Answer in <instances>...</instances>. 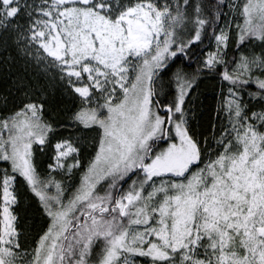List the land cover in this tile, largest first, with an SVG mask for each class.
I'll return each instance as SVG.
<instances>
[{
    "label": "snow or ice",
    "instance_id": "6c2138e0",
    "mask_svg": "<svg viewBox=\"0 0 264 264\" xmlns=\"http://www.w3.org/2000/svg\"><path fill=\"white\" fill-rule=\"evenodd\" d=\"M0 264H264V0H0Z\"/></svg>",
    "mask_w": 264,
    "mask_h": 264
},
{
    "label": "trees",
    "instance_id": "16d2710c",
    "mask_svg": "<svg viewBox=\"0 0 264 264\" xmlns=\"http://www.w3.org/2000/svg\"><path fill=\"white\" fill-rule=\"evenodd\" d=\"M201 90L203 91L204 90V85L202 84V86H201ZM210 90V89H209Z\"/></svg>",
    "mask_w": 264,
    "mask_h": 264
}]
</instances>
